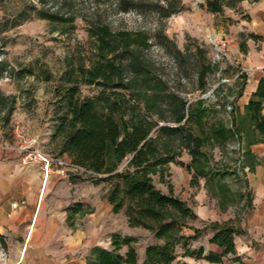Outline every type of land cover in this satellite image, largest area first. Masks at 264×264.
I'll return each mask as SVG.
<instances>
[{
    "label": "rangeland",
    "instance_id": "obj_1",
    "mask_svg": "<svg viewBox=\"0 0 264 264\" xmlns=\"http://www.w3.org/2000/svg\"><path fill=\"white\" fill-rule=\"evenodd\" d=\"M207 1L0 0V62H5L0 67V92L8 98L1 100V116L14 106L5 129L6 150L19 145L16 137L19 132L36 138L42 153L57 157L52 137L64 116L63 93L75 85L69 80H79L80 95L85 98H97L108 92L95 85H86L80 78V69L89 68L98 57L97 39L89 31L92 26H107L113 32L140 31L150 36V48L143 52L145 58L152 63L153 72L167 82L169 91L182 96L191 105L186 113L193 112L194 115L186 128L204 140L201 154L208 171L207 178L199 177L198 183L193 182L192 157L185 148L182 134L172 137L177 163L169 165L164 181L159 175L153 177L160 191L167 194L168 185H171L175 195L194 213L203 206L213 212L218 210L217 214L211 215L218 221L209 219L199 223L198 217L190 221V226L197 225L201 231L194 240L191 239L194 231L185 230L194 251L201 244H207L213 231L205 227L213 222L231 221L236 225L241 230L235 237L238 246L242 239L251 240L245 237L240 226L245 219L244 197L248 194L242 174L244 141L240 146L236 136L221 145L215 138L208 140L214 130L222 125L230 128L232 119L237 121L238 95L248 83L247 78L237 77L242 69L235 59L236 50L240 49L246 36L242 32L246 19L242 5L246 0H226L220 13L210 12ZM164 9L176 13L167 17ZM223 42L227 44L226 48ZM177 50L183 55L177 56ZM199 51H206L205 58ZM223 54L232 61L222 60ZM209 63L214 71L207 73V84L201 91L197 75L200 68ZM11 97L15 98L14 104ZM196 108L204 112L196 115ZM169 125L175 126L174 123ZM62 158L70 161L67 156ZM177 169L185 172V180L181 183L174 177ZM72 172L78 185V202L87 198L97 205L107 200V182L97 183L81 171ZM84 205V209L90 210V205ZM104 219L98 227L103 246L117 231L123 237L128 236L120 232L127 228L123 211L114 214L111 210ZM129 232L133 234L129 237L136 239L134 246L139 262H142L144 249L158 242L145 229L131 228ZM256 239L253 241L256 245H264V239ZM126 251L127 247H124L122 253ZM184 252L182 246L177 247L179 257ZM246 258L243 255V259Z\"/></svg>",
    "mask_w": 264,
    "mask_h": 264
},
{
    "label": "trees",
    "instance_id": "obj_2",
    "mask_svg": "<svg viewBox=\"0 0 264 264\" xmlns=\"http://www.w3.org/2000/svg\"><path fill=\"white\" fill-rule=\"evenodd\" d=\"M225 3L226 0H208V10L220 13ZM166 10L167 17L176 13ZM89 31L97 39L98 57L89 68L80 69V78L84 84L108 92L97 98L82 97L79 80L70 79L69 82L75 85L63 93L64 116L52 143L56 144L57 157L67 156L74 166L90 171L89 177L97 183L107 182L106 198L113 213L123 211L131 228L151 232L158 243L147 246L142 262H139L134 246L136 239L115 233L111 236L110 249L94 247L91 250L88 264H190L183 260L186 257L221 263L223 257L236 253L235 237L241 230L231 221L213 222L205 227L213 231L209 243L222 248L223 253L204 255L202 247L192 250L185 230L194 231L191 239H198L201 231L190 226V221L196 220L197 215L175 195L171 185L165 194L155 186L153 179L159 175L164 181L169 165L177 163L172 142L176 134L184 136L185 148L192 157L193 182L198 183L199 177L207 178L208 171L201 154L204 140L186 128L194 115L193 112L186 113L191 105L182 96L170 92L167 82L153 72L152 63L143 54L151 45L147 33L113 32L107 26H92ZM240 51H247L245 40L240 44ZM198 53L205 58L206 51ZM182 55L177 50V56ZM4 64L1 61L0 67ZM213 71L210 63L200 68L197 75L199 90H205L207 73ZM239 78L245 79L246 75L243 73ZM241 96L242 92L238 97ZM6 99L0 92V105L1 100ZM10 99L14 104L15 98ZM198 103L202 104V101ZM0 110V125L6 129L14 106L4 112V116H1L3 109ZM263 110L264 79L245 107V115L240 116L238 122L232 119L230 128L222 125L214 130L208 140L215 138L221 145L236 136L240 146L243 141L247 145L264 142ZM196 111V115L204 112L199 108ZM251 128L255 136L243 138L241 134ZM244 186L248 187L246 180ZM244 198L245 205L250 208L251 196L247 194ZM70 211L74 215L92 212L85 211L81 204L74 205ZM179 246L185 249L181 257L176 254ZM124 247H127L125 254L122 253Z\"/></svg>",
    "mask_w": 264,
    "mask_h": 264
},
{
    "label": "crops",
    "instance_id": "obj_3",
    "mask_svg": "<svg viewBox=\"0 0 264 264\" xmlns=\"http://www.w3.org/2000/svg\"><path fill=\"white\" fill-rule=\"evenodd\" d=\"M242 6L246 16L242 32L246 34L247 51L236 50L235 59L245 71L248 83L239 98L237 122L245 115V107L264 79V0H246ZM241 135L255 136V133L251 128ZM6 143L5 129L0 125V237L8 255L7 263L88 264V256L94 247L110 249L111 236L103 246L98 229L112 210L108 200L97 205L87 198L78 202V185L71 170H54L45 182L41 163L22 156L14 148L6 150ZM243 145L242 174L252 206H246L245 219L240 226L245 237L251 240L242 239L240 246L235 240L236 253L223 257L221 263L190 257L183 259L190 264H264V245L253 242L257 237L264 239V142L253 145L244 142ZM174 177L178 183L184 181V170L177 169ZM15 204L18 207L14 208ZM76 204H81L83 209L84 204H88L92 212L74 215L70 209ZM217 212L208 210L207 206L195 210L199 223L209 219L218 221L211 216ZM125 225L127 228L120 232L132 236L127 220ZM194 228L199 229L197 225ZM212 236L213 232L209 239ZM201 245L204 255L223 253L222 248L210 244L209 240ZM243 255L247 258L243 259Z\"/></svg>",
    "mask_w": 264,
    "mask_h": 264
},
{
    "label": "built area",
    "instance_id": "obj_4",
    "mask_svg": "<svg viewBox=\"0 0 264 264\" xmlns=\"http://www.w3.org/2000/svg\"><path fill=\"white\" fill-rule=\"evenodd\" d=\"M222 45L224 48H226L227 46L225 42H223ZM221 59L230 60L227 54H223ZM243 73L245 74V71L241 70V72L237 75V77H239ZM17 133L18 134H16L17 135L16 137L19 141V145L15 148V151L24 157H28L31 160H37L41 163L42 171L45 176V182L53 174L54 170H60V169H69L71 171H78V172L81 171L86 175L90 176L91 174L90 171L76 167L70 161H66L62 157H51L49 155L42 153L39 148L40 142L36 138L25 136L19 132ZM16 207H18L17 204L14 205V208ZM7 261H8V255L3 246V240L0 237V264H8Z\"/></svg>",
    "mask_w": 264,
    "mask_h": 264
}]
</instances>
